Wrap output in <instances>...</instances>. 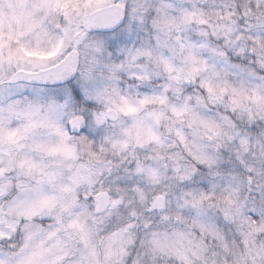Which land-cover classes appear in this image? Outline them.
<instances>
[{
  "label": "snow or ice",
  "instance_id": "1",
  "mask_svg": "<svg viewBox=\"0 0 264 264\" xmlns=\"http://www.w3.org/2000/svg\"><path fill=\"white\" fill-rule=\"evenodd\" d=\"M0 264H264V0H0Z\"/></svg>",
  "mask_w": 264,
  "mask_h": 264
}]
</instances>
